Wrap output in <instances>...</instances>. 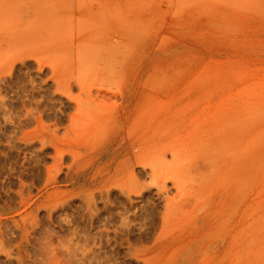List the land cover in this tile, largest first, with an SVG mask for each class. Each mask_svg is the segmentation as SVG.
Returning a JSON list of instances; mask_svg holds the SVG:
<instances>
[{
	"label": "rangeland",
	"instance_id": "rangeland-1",
	"mask_svg": "<svg viewBox=\"0 0 264 264\" xmlns=\"http://www.w3.org/2000/svg\"><path fill=\"white\" fill-rule=\"evenodd\" d=\"M7 2L0 264H264V0ZM100 72L147 113L75 116Z\"/></svg>",
	"mask_w": 264,
	"mask_h": 264
},
{
	"label": "bare ground",
	"instance_id": "bare-ground-1",
	"mask_svg": "<svg viewBox=\"0 0 264 264\" xmlns=\"http://www.w3.org/2000/svg\"><path fill=\"white\" fill-rule=\"evenodd\" d=\"M9 1V0H8ZM3 3H5L4 5H1L0 6V27H4V29H9L11 26H12V24H13V22L14 21H16L17 19H18V16H19V14H21V13H19V14H15V15H18L17 16V18H16V20H15V17H14V15H13V12H17V11H13V10H15L14 9V7H17V5L16 6H14V4H13V6L14 7H6L5 5H6V3L7 4H9L8 2H7V0L6 1H4V2H2L1 4H3ZM16 3V2H15ZM11 4V3H10ZM9 4V5H10ZM21 5V4H20ZM19 4H18V7L20 6ZM25 5V4H24ZM8 6V5H7ZM10 6H12V5H10ZM22 6V5H21ZM1 7H5V9H3V8H1ZM26 7V6H25ZM11 8H12V13H11ZM24 8V7H23ZM4 11H3V10ZM20 9V8H19ZM21 11V10H20ZM23 13H24V11H23ZM23 13H22V15H23ZM24 16V15H23ZM22 20H24V19H22ZM17 22V21H16ZM15 22V23H16ZM18 22H19V19H18ZM21 22L22 21H20V23L19 24H21ZM88 21H85L84 23H83V25L85 24V26H84V29H87L88 27H89V31L91 32V30L93 29L90 25H88V27L86 28V25L88 24L87 23ZM23 23V22H22ZM3 25V26H2ZM22 25V24H21ZM26 25V24H25ZM23 26V25H22ZM20 27V26H19ZM21 28V27H20ZM23 28V27H22ZM92 28V29H91ZM4 29H2V30H4ZM24 29V28H23ZM26 29V28H25ZM28 29H26V31H27ZM87 30V31H88ZM13 31V30H12ZM15 31V30H14ZM13 31V32H14ZM94 31V29L92 30V32ZM9 32V31H8ZM11 32V31H10ZM12 32V33H13ZM16 32V31H15ZM23 32H24V30H23ZM28 32V31H27ZM26 32V33H27ZM90 32H88V33H90ZM25 33V32H24ZM30 33V32H29ZM9 34V33H8ZM22 35V34H21ZM32 35V34H31ZM27 36H29V35H27ZM30 37V36H29ZM118 37L119 36H117V35H113V37H112V39H115V40H117L118 39ZM26 38V37H25ZM30 39V38H29ZM32 39V38H31ZM106 38H103L102 40H105ZM111 39V40H112ZM97 43L99 44V45H106L107 43H109V42H104V41H97ZM4 44V43H3ZM11 45V44H10ZM25 61V59L24 60H22V62H24ZM12 69V68H11ZM11 69L9 70V75L11 76ZM13 71V70H12ZM6 74V73H5ZM104 75V73L103 72H100V73H98V74H96L95 76L97 77V80L100 82L98 85H95V87L93 86H89V85H87V84H85L84 82H85V80L86 79H81V80H78L77 82H76V85L79 87V89H80V95L77 97V98H72L71 97V95H67V97L69 98V99H71V100H74L73 102H74V104H75V107H76V110H77V112H76V115L75 116H77V115H80L81 113L82 114H84L86 117H88V118H90L92 121H94V122H99V121H102L101 119H104V120H107V121H110L109 119H112V118H117V116H119L120 117V115L122 114V117H120V118H122V119H125L126 121H127V119H126V117L124 116V115H126V114H128V113H131V115L132 116H134L133 118H132V121L133 122H136L138 119H140L141 117H142V115H143V112L146 114L147 113V111L148 110H144V107L143 106H141V105H134V107L133 108H131V105H128V106H123L122 107V109H120L117 105H110V104H108L106 101H107V99H109V98H111V97H115L116 99H121L122 101H125V99H127V95H130V98L131 97H133V95H135V93H134V91L132 92V91H123L122 89H118V91L115 93V94H113V93H109V92H107V89H105L103 86H104V84H103V82H106V81H108V79H109V76H103ZM10 76H8V74H7V76H5V78L6 77H8V78H12V77H10ZM5 78H2V77H0V79H4V80H6L7 81V79H5ZM4 80H1V82L2 83H4ZM9 80V79H8ZM57 90H60V87H59V84L57 83ZM1 89V88H0ZM68 89H70V87L68 86ZM1 95V94H0ZM0 99H1V96H0ZM3 99V98H2ZM2 101V100H1ZM121 101V102H122ZM3 103H4V100H3ZM175 104V103H174ZM177 104V103H176ZM4 105V104H3ZM182 107H184V106H182ZM182 107H180V108H182ZM174 109H176V108H174ZM173 109V110H174ZM183 109V108H182ZM181 110V109H180ZM185 111V110H184ZM171 112V111H170ZM175 113H176V111H174ZM183 112V111H182ZM27 113L30 115H32V113H33V109H31V110H29V111H27ZM177 114V113H176ZM179 114H181L182 115V113H179ZM185 114V113H184ZM172 115H173V113H172ZM180 115V117H182ZM75 116L74 117H72V119H74L75 118ZM174 117V119L177 117H175V116H173ZM185 117V116H184ZM183 117V118H184ZM171 118H172V116H171ZM170 118V119H171ZM168 119V118H167ZM177 119H179V118H177ZM183 120V119H182ZM91 121V122H92ZM182 122V121H181ZM180 122V123H181ZM184 122V121H183ZM179 123V124H180ZM177 125V124H176ZM180 126H181V124H180ZM169 129V128H168ZM180 129V128H179ZM175 130V129H174ZM118 137V134H115L113 137H112V139L113 140H115L116 138ZM142 138H144V137H142V134L141 133H136V132H131V133H129L128 134V140H126L125 139V141L123 142V144H127V146H128V148H137L138 150H141V149H143V146H144V144L145 143H143V141H142ZM60 156V153L58 154V157ZM162 158V157H161ZM74 160V159H73ZM160 161H157V163H159ZM157 163L156 164H154V162H153V164H151V162L149 163V164H151L152 165V170L153 171H155V169H156V166H157ZM159 165V164H158ZM70 169V167L68 168V170ZM175 184H177V182L175 181L174 182ZM104 191V190H103ZM102 190H101V194H105V193H107V195L106 196H108V194H110L111 193V191L109 190V189H107L106 191H105V193L103 192ZM133 206V204H131V207Z\"/></svg>",
	"mask_w": 264,
	"mask_h": 264
}]
</instances>
